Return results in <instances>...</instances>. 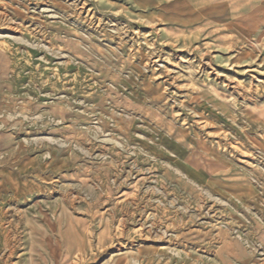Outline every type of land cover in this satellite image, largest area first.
Segmentation results:
<instances>
[{"label":"rangeland","instance_id":"obj_1","mask_svg":"<svg viewBox=\"0 0 264 264\" xmlns=\"http://www.w3.org/2000/svg\"><path fill=\"white\" fill-rule=\"evenodd\" d=\"M259 45L214 62L125 0H0V264H264Z\"/></svg>","mask_w":264,"mask_h":264},{"label":"crops","instance_id":"obj_2","mask_svg":"<svg viewBox=\"0 0 264 264\" xmlns=\"http://www.w3.org/2000/svg\"><path fill=\"white\" fill-rule=\"evenodd\" d=\"M125 2L136 7L145 19L157 24L161 38L209 51L213 54L214 62H247L254 58L249 54L252 46H264V0ZM190 159L194 166L208 175L219 172L217 167L220 161H216L209 153H191ZM22 254L23 258L16 255L14 259L21 260L23 264H31L30 251L25 249Z\"/></svg>","mask_w":264,"mask_h":264}]
</instances>
